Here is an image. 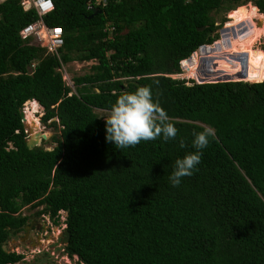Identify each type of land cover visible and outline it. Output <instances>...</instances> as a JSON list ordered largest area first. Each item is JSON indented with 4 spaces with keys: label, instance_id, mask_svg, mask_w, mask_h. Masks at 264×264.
<instances>
[{
    "label": "trees",
    "instance_id": "16d2710c",
    "mask_svg": "<svg viewBox=\"0 0 264 264\" xmlns=\"http://www.w3.org/2000/svg\"><path fill=\"white\" fill-rule=\"evenodd\" d=\"M88 1L53 0L44 21L62 29L65 68L94 63L73 87L58 60L21 39L35 12L19 0L0 4V264L23 262L4 247L33 216L57 226L60 212L70 234L63 250L77 264H264V79L172 77L219 40L226 18L219 26L217 17L231 12L228 26L249 0H108L93 17ZM255 6L264 15V2ZM140 86L151 87L177 137L116 149L104 119ZM33 101L54 129L51 150L27 147L23 108ZM208 126L214 139L201 162L173 187L175 160L195 151V133Z\"/></svg>",
    "mask_w": 264,
    "mask_h": 264
},
{
    "label": "clouds",
    "instance_id": "9594fccd",
    "mask_svg": "<svg viewBox=\"0 0 264 264\" xmlns=\"http://www.w3.org/2000/svg\"><path fill=\"white\" fill-rule=\"evenodd\" d=\"M104 121L105 140L113 144L116 149L134 147L141 141L156 140L161 137L167 142L170 139H175L178 132L168 113L158 101L153 99L150 86H140L132 92L119 95L108 109V115ZM212 139H214V129L211 126L195 133L192 140L195 151L175 160L174 169L169 176L173 187L179 186L183 177L193 174L196 166L201 162L203 150L208 147ZM181 147H184L183 141H181ZM58 244L54 248V252L57 249L60 252L65 247L61 242ZM59 246L62 248H58ZM40 248V246L34 248L41 251L38 255L41 253H50L51 255V252ZM74 258L77 257L74 256Z\"/></svg>",
    "mask_w": 264,
    "mask_h": 264
},
{
    "label": "rangeland",
    "instance_id": "374dc122",
    "mask_svg": "<svg viewBox=\"0 0 264 264\" xmlns=\"http://www.w3.org/2000/svg\"><path fill=\"white\" fill-rule=\"evenodd\" d=\"M246 6H254L253 8H255L256 6L251 4H247ZM250 8V7H249ZM257 8V7H256ZM256 8H255V11L253 13V16L256 17ZM245 9H248L245 8ZM244 9H238L237 12L233 15V22L230 23L228 26L227 24L231 21L230 19V14L231 12L227 13V14H220L218 17H217V25H221V17H225L226 18V22L224 24H222V29H224L225 27L227 28H230V27H233L234 24H240L237 20L239 18V14L241 13V11H243ZM256 12V13H255ZM259 12V10H258ZM260 13V12H259ZM263 22H264V18H263ZM233 38V37H232ZM234 42H236L235 38H233ZM241 42V41H239ZM251 46L248 47V55H251L252 56V60L256 59V60H260L261 61V64H262V70L264 72V37L262 38H259V37H253L251 40ZM215 43H220V41H216ZM237 45V44H236ZM238 48H240L239 46H237V50ZM230 51V52H229ZM240 53H244L243 51H239ZM230 53H234L235 55V52H232L231 49H228V55ZM256 54V55H255ZM198 57L200 56V53L197 52ZM254 56V57H253ZM202 57V56H201ZM258 58V59H257ZM225 58H223L224 60ZM198 62H199V58H198ZM235 62V61H234ZM94 63L93 62H89V63H72L70 65H68L65 69H66V73H67V78H68V81L70 83H72L71 79L72 77L74 76H83L85 74H87L89 72V69L90 67L93 65ZM185 68L187 67V65H185ZM194 68L197 69V67H199V65H196V66H193ZM197 71V70H196ZM189 71L187 69H185V71H183V73L179 76H177L176 79H189V80H192V81H195V83L197 84H202V82L199 81V78L202 76L200 73H199V76L197 78V76H195V78L193 77H190V73H188ZM244 72H249L251 75L257 77L256 75L252 74L250 71L246 70ZM202 78V77H201ZM259 79L263 80L264 79V75L262 78L258 77ZM203 79V78H202ZM207 80V79H205ZM213 80H216V79H213ZM231 82H243V83H249V82H244L242 80H230ZM264 81V80H263ZM207 82H209V80H207ZM249 84H252V83H249ZM29 105V106H28ZM31 110L30 109V103L28 104H25L24 105V108H23V114H24V117H26V113L27 111ZM43 115V110L39 107V110L38 112H36L33 116L35 118V120H37L38 122L40 121L39 123V131L38 132H41L42 134L46 135L48 137V140L47 141H43L39 147H42L44 148L45 150H51L55 147V144L51 141V137L55 134L54 132V129L44 125L41 121V117ZM27 120V119H26ZM28 123V122H27ZM30 125V124H28ZM41 209V208H40ZM36 210H24L23 211V214L26 215V216H32L34 214ZM45 218L43 217H40L37 219V221L39 223H44L47 228H49V238L47 240L44 241L43 244L39 245L41 248V250H45L47 252H52L54 251L55 247H57L59 244H54L52 245L51 243L52 242H55L56 241V238H59L62 234H63V230L66 228L65 224H64V220L66 219V213L64 212H60L59 213V223L57 226H54V224L49 220L48 221V216H44ZM36 234L33 233L31 236H35ZM20 237H23V234L21 233L18 238H15L13 239L9 245H8V248L7 250L10 251V252H15V253H18V254H22L24 256V260L21 264H36L34 261L36 258H38L39 262L42 263V264H59L60 261H61V256H59V260H56L54 259L53 256L50 255V253H41L40 255H38L39 253V250L38 249H34L36 248L35 246H25V245H22V242L21 240H19ZM59 249H57L55 252H59L58 251ZM54 259V260H53ZM65 259V257H64ZM68 264V263H66Z\"/></svg>",
    "mask_w": 264,
    "mask_h": 264
},
{
    "label": "bare ground",
    "instance_id": "6f19581e",
    "mask_svg": "<svg viewBox=\"0 0 264 264\" xmlns=\"http://www.w3.org/2000/svg\"><path fill=\"white\" fill-rule=\"evenodd\" d=\"M247 7L248 9H245ZM240 9H244L239 14V18L237 20L240 24H236V25L234 24L233 27H237L238 25H244L246 27V33L244 35L237 36L235 38L236 42H234L232 35H230L229 37L225 38L223 43H219L218 48H215L214 50H211L210 52L200 54V56L204 58H208V59H210V57H217L216 59L217 61L213 63L211 66V71L215 72V74H209L207 77L204 78V80L207 79L210 81V80L218 79V78L226 79L227 76H229L230 80H237L239 79V76L242 73V70L250 71L252 74L256 75L257 78L263 77L264 72L262 70L261 61L256 60V59L252 60V56L248 55V47L251 46L250 40L253 37H259V38L264 37V22H263L264 15H262L261 17H254L253 13L255 11V8H253L252 6H243V7H240ZM228 42L230 44L229 48L226 46ZM237 46L240 47L238 48V50H237ZM228 49H231V51L235 53H240L239 51L241 49V51L247 54L246 61H236L233 59L227 60L226 55H228ZM199 57L198 55H196L191 59L190 62L185 64L187 65L185 69L189 71L188 73H190L189 75L190 77H193V78H195V76H197V78L200 77L199 72L196 71V68L193 67L196 65H200L198 62ZM223 58L225 59L223 60ZM244 74L245 72L243 73L242 81L244 79ZM201 77L203 78V75ZM201 77L199 78V81L202 79ZM30 109L31 110L27 111L26 113V119H27L28 124L32 125L35 130L37 129V127H40L39 122L35 120L33 116L36 112H38L39 105L35 101H33L30 103ZM37 131L39 130L37 129Z\"/></svg>",
    "mask_w": 264,
    "mask_h": 264
},
{
    "label": "built area",
    "instance_id": "2783aa9c",
    "mask_svg": "<svg viewBox=\"0 0 264 264\" xmlns=\"http://www.w3.org/2000/svg\"><path fill=\"white\" fill-rule=\"evenodd\" d=\"M5 1L7 0H0V4L4 3ZM261 1L264 2V0H249L248 4L255 5V3ZM107 2L108 0H89L86 7L89 11L99 10L100 7L106 6ZM19 3L25 12L34 11L35 14L37 15V20L35 22L27 25L24 29H22V31L20 32L21 39L24 41L27 40L34 41L41 48L45 49L48 55H51L56 60H58L61 64L60 71L63 74L64 81L69 87H73V84L68 81L66 69L62 65V61H61L60 51L64 44L62 29L48 27L44 22L45 18L54 11L53 0H19ZM196 54L197 52L191 58L196 56ZM184 64L185 61L181 63L182 71H185ZM177 76L179 75L172 77L176 79ZM58 248H62V246H59ZM40 252L41 251H39V253ZM51 256H53L54 259L56 260H59V256H61L62 258L59 264H66V263L77 264V258L71 260L64 253L63 249L59 253L52 251Z\"/></svg>",
    "mask_w": 264,
    "mask_h": 264
},
{
    "label": "water",
    "instance_id": "95a60500",
    "mask_svg": "<svg viewBox=\"0 0 264 264\" xmlns=\"http://www.w3.org/2000/svg\"><path fill=\"white\" fill-rule=\"evenodd\" d=\"M92 16H96L98 14H101V11L99 10H91L90 11ZM203 29H198V31H202ZM246 33V27L244 25H238L237 27H230L227 28L225 27L224 29L220 30V34L222 37V41L220 43H223L225 38L229 37L230 35H232L233 38H236L237 36H241L244 35ZM226 46L229 48L230 44L228 42V44H226ZM219 47V43H214L211 46H202L199 48L198 52L201 53H206V52H210L211 50H214L215 48ZM204 55V54H203ZM227 60L228 59H233L236 61H246L247 59V54L246 53H238L235 55H226ZM192 58L188 59L185 61V64H187L188 62L191 61ZM217 60L213 59L212 61H210V59L208 58H204V57H200V63H203V68L207 69L204 71V73H202L203 75V79L200 80V82H202V84H206V83H226V82H231L229 79V76H227L226 79H216V80H210L209 82H207V80H204L205 77H207L209 74H215V72L211 71V66L213 63H215ZM39 107L44 110L39 102L35 101ZM24 127H25V131L26 134L28 135V139H27V147L29 150L34 149L35 147H39L40 144L43 141H47L48 137L44 134H42L41 132H38L37 129L39 130L40 127H37V129L34 130V127L32 125H28L26 117H23L22 120ZM40 123V121H39ZM34 226V222L31 223V225L25 227V234L28 235L30 229H32ZM61 240V244L63 246H67L70 240V234L68 231H65L61 236H60ZM4 251L8 252L7 248L4 247Z\"/></svg>",
    "mask_w": 264,
    "mask_h": 264
},
{
    "label": "flooded vegetation",
    "instance_id": "af4514ba",
    "mask_svg": "<svg viewBox=\"0 0 264 264\" xmlns=\"http://www.w3.org/2000/svg\"><path fill=\"white\" fill-rule=\"evenodd\" d=\"M252 7H254V6H252ZM256 10L258 12V9L257 8H256ZM219 35H220L219 41L221 42L222 41V37H221L220 31H219ZM232 54H234V53H230L229 55H232ZM235 54H238V53H235ZM200 57H199V64L200 65H199V67H197L196 70L202 75V73H204V71L207 70V69L203 68V65H202L203 63H200ZM213 59H217V57H210V61H212ZM40 217L45 218L44 216H33L31 218L32 220L29 223V225H31V223L34 222V226H33L32 229H30L28 235L25 234V229H24V231L22 233L23 234V237H20L19 238V240H21V242H22V245H25V246H33V247L34 246H39V245L43 244L44 241L49 238V228H47V226L44 223H39L37 221V219L40 218ZM49 220H50V217L48 218V221ZM33 233H35L36 235L35 236H31ZM59 239L60 238H56V241L55 242H52L51 244L52 245H54L56 243L58 244L60 242Z\"/></svg>",
    "mask_w": 264,
    "mask_h": 264
}]
</instances>
